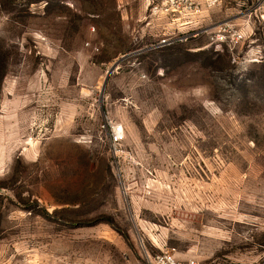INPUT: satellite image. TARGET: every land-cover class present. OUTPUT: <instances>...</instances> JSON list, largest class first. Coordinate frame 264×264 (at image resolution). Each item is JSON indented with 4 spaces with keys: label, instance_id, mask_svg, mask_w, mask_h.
<instances>
[{
    "label": "rangeland",
    "instance_id": "obj_1",
    "mask_svg": "<svg viewBox=\"0 0 264 264\" xmlns=\"http://www.w3.org/2000/svg\"><path fill=\"white\" fill-rule=\"evenodd\" d=\"M128 2L0 0V264H264V25Z\"/></svg>",
    "mask_w": 264,
    "mask_h": 264
},
{
    "label": "built area",
    "instance_id": "obj_2",
    "mask_svg": "<svg viewBox=\"0 0 264 264\" xmlns=\"http://www.w3.org/2000/svg\"><path fill=\"white\" fill-rule=\"evenodd\" d=\"M150 12L173 14L181 20L180 26H187V33L161 39L154 48L163 47L190 38L207 35L210 44H240L248 38V29L258 22L264 25V0H152ZM218 9L221 18L205 25L198 24L199 16ZM245 19L248 27L239 24ZM124 138V129L120 124L111 125L109 140L118 146ZM149 264H198L194 258L181 260L171 251H163L150 257Z\"/></svg>",
    "mask_w": 264,
    "mask_h": 264
},
{
    "label": "crops",
    "instance_id": "obj_3",
    "mask_svg": "<svg viewBox=\"0 0 264 264\" xmlns=\"http://www.w3.org/2000/svg\"><path fill=\"white\" fill-rule=\"evenodd\" d=\"M149 1L150 0H139V2H138V0H129L128 6H127L129 8V13L131 14L133 12V10H136V9H138L140 11V8L142 7L143 14H145L144 11H146L148 5L150 4ZM140 13H141V11H140Z\"/></svg>",
    "mask_w": 264,
    "mask_h": 264
},
{
    "label": "trees",
    "instance_id": "obj_4",
    "mask_svg": "<svg viewBox=\"0 0 264 264\" xmlns=\"http://www.w3.org/2000/svg\"><path fill=\"white\" fill-rule=\"evenodd\" d=\"M4 58L2 57V55L0 54V79H2L5 75V72H4Z\"/></svg>",
    "mask_w": 264,
    "mask_h": 264
},
{
    "label": "water",
    "instance_id": "obj_5",
    "mask_svg": "<svg viewBox=\"0 0 264 264\" xmlns=\"http://www.w3.org/2000/svg\"><path fill=\"white\" fill-rule=\"evenodd\" d=\"M112 70H113V68L108 73H111Z\"/></svg>",
    "mask_w": 264,
    "mask_h": 264
}]
</instances>
